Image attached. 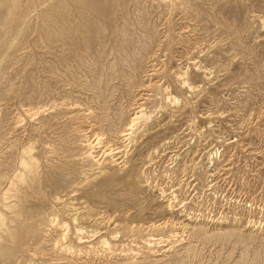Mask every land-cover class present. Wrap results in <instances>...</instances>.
<instances>
[{
    "label": "rangeland",
    "instance_id": "obj_1",
    "mask_svg": "<svg viewBox=\"0 0 264 264\" xmlns=\"http://www.w3.org/2000/svg\"><path fill=\"white\" fill-rule=\"evenodd\" d=\"M0 264H264V0H0Z\"/></svg>",
    "mask_w": 264,
    "mask_h": 264
},
{
    "label": "bare ground",
    "instance_id": "obj_2",
    "mask_svg": "<svg viewBox=\"0 0 264 264\" xmlns=\"http://www.w3.org/2000/svg\"><path fill=\"white\" fill-rule=\"evenodd\" d=\"M153 73H154V69H153L152 66H150L149 68H147L144 71V73H143V78L144 79L143 80L146 83L145 84H143V83L140 84L138 86L140 88L139 90H144V88H146L148 85H150L148 83L150 81L149 80L150 79L149 77ZM183 73H184V71H183ZM183 75L182 74H176L175 75L176 78L180 80V82H179L180 85L182 87H187L189 90L193 89L194 86H192L188 82V80L184 78ZM164 90H165V88H164ZM164 100H165V102L172 103V104H175V103L178 102V99L175 96H171L167 92L164 95ZM133 104L135 106L131 108L133 110L132 113H131L132 116L129 118V120L127 121V123L125 124V126L118 131V135L121 138V141L123 142V144L120 145V146H113V144H108L107 142H103L102 141V138H101V135L100 134H97V132H96V134H95V136H94L93 139H90L89 136H85L86 146L88 147V150H89L87 152V156H90V157H93L94 158L95 156L92 155V153L94 152V148L95 147H98L100 145V146L103 147V150L101 151V155H104L105 157H108L109 160H110L109 163L111 165L119 166V168H120V166H122L124 164L123 163L124 162L123 159H121L122 157H124L123 151H126L127 146L130 145L132 142H134V134L137 132L136 131V124L139 121H142V125L145 126V125H147L148 121L150 120V114H147L146 112H144V108L141 106L142 105V102H138V101L134 100ZM95 160L97 161L98 159H95ZM19 166L21 168V171H19L14 176L17 178V180L19 181V183H21V184L24 185V187H25L26 190L29 189V188L31 189L32 188V184L34 182V178H35L34 174H35L36 161L34 159V156L31 155V148L29 147V145L24 150V156L21 157ZM9 184L10 185L8 186V188L3 192V199L4 200H8V201H6L4 203V207L6 208L7 211H9L11 213L12 218H16V217L22 215L21 214L22 212L19 209V205H20V201L22 200V198L24 196L21 194L22 193L21 190H18L19 189L18 187H17L18 189H16V187L14 186L15 183L12 180L9 182ZM53 199L56 200L57 202L59 201L58 196L57 197L56 196L53 197ZM170 200L171 199H169V198L166 199L167 202H166V204H164L162 206V208H167V209L169 208L170 209L171 208V201ZM187 219H189V218H187ZM75 220H76V217L73 218V222ZM184 220H186V219H183L181 221H184ZM181 221L178 222V224L181 223ZM48 222L50 224H54L57 221H55V217H51L48 220ZM65 225L66 224L63 223L60 226H61L62 229H65V228H67V227H65ZM78 233H80V232H78ZM64 235H65V232H63L61 234V238H63ZM81 239H82L81 237H78V240L79 241ZM101 243H103L104 246H105L107 244V241L104 239V240L101 241ZM68 249H69V247H68Z\"/></svg>",
    "mask_w": 264,
    "mask_h": 264
}]
</instances>
